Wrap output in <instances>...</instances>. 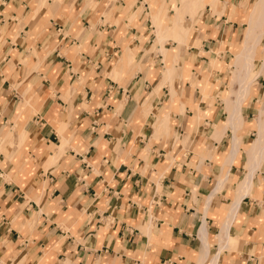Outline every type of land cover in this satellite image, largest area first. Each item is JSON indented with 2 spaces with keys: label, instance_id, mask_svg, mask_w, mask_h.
I'll return each instance as SVG.
<instances>
[{
  "label": "crops",
  "instance_id": "1",
  "mask_svg": "<svg viewBox=\"0 0 264 264\" xmlns=\"http://www.w3.org/2000/svg\"><path fill=\"white\" fill-rule=\"evenodd\" d=\"M250 1L0 0V264H264Z\"/></svg>",
  "mask_w": 264,
  "mask_h": 264
},
{
  "label": "bare ground",
  "instance_id": "2",
  "mask_svg": "<svg viewBox=\"0 0 264 264\" xmlns=\"http://www.w3.org/2000/svg\"><path fill=\"white\" fill-rule=\"evenodd\" d=\"M187 4L188 6L190 5L189 3ZM186 7L184 6V8ZM263 37H264V0H259L256 3V5L253 6L250 14L248 15V31L245 36V43L242 46V50L236 55L234 61L233 67L235 71L234 73L235 77L233 83L238 84L239 88L237 89V92H235L234 90L233 91L235 92L236 96L239 98H237L235 101H231V100L228 101L229 106L231 108L229 110L230 114L228 117V123L233 126L238 127L239 123L241 122L240 112H239V104H240L239 99L245 97L248 94L250 85H252L250 76L255 72V70L253 69L254 59L258 47L262 43ZM261 67H262L261 72L257 75L256 79L259 76H261L264 71V59L262 60ZM261 115L264 116V108L261 111ZM259 128L260 129L257 140L254 142L255 143L254 147H256L258 151L264 150V147L262 148L258 147L259 145L264 144V120L260 122Z\"/></svg>",
  "mask_w": 264,
  "mask_h": 264
},
{
  "label": "rangeland",
  "instance_id": "3",
  "mask_svg": "<svg viewBox=\"0 0 264 264\" xmlns=\"http://www.w3.org/2000/svg\"><path fill=\"white\" fill-rule=\"evenodd\" d=\"M180 3H182V0H178ZM189 1V0H188ZM259 0H251L250 2H251V4H250V8L248 9V12L249 11H251L252 10V6L254 5H256V3L258 2ZM203 2H204V4H203V6L204 5H207L208 4V0H203ZM191 5V6H190ZM189 6H188V4H186V5H184L186 8H184V10H183V4H181L180 6H181V8L177 11L178 12V15H180L181 13H184V12H187V13H185V15H188V13H190L191 15H195V12H196V5H194V4H190ZM212 5H214V4H212ZM191 7V8H190ZM187 8H189V9H187ZM186 9V10H185ZM190 9H192V10H190ZM184 11V12H183ZM197 15V14H196ZM195 15V16H196ZM194 16V17H195ZM157 18H158V16H157ZM167 20V19H166ZM157 22V21H156ZM247 23V27H246V29H245V31L244 32H246V34H247V31H248V21L246 22ZM247 30V31H246ZM246 34H245V36H246ZM245 36H244V40H245ZM261 48L262 49H264V37H263V41H262V43H261ZM241 50H242V48H241ZM240 50V51H241ZM258 50L259 51H261V49L258 47ZM258 50H257V53H258ZM239 51V52H240ZM256 53V54H257ZM236 58V57H235ZM264 59V55H263V57L261 58V62H260V64H259V69L257 70V71H255L251 76H250V80H251V82H255V80L254 79H256V77H257V75L261 72V69H262V67H261V63H262V60ZM235 61V60H234ZM264 75V72L262 73V75L261 76H263ZM254 80V81H253Z\"/></svg>",
  "mask_w": 264,
  "mask_h": 264
}]
</instances>
